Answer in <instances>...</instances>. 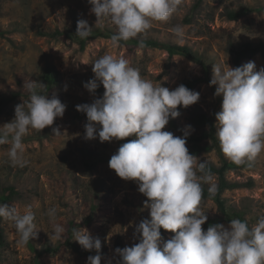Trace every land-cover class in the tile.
Instances as JSON below:
<instances>
[{
  "label": "rangeland",
  "instance_id": "374dc122",
  "mask_svg": "<svg viewBox=\"0 0 264 264\" xmlns=\"http://www.w3.org/2000/svg\"><path fill=\"white\" fill-rule=\"evenodd\" d=\"M197 1L184 0L168 21H153L152 27L138 36L150 41L146 46L131 48L120 41L117 47H112L111 37L101 36L90 39L85 49L80 50L76 39L67 35L80 19L104 33L117 32L116 26L108 20L103 21L102 28L95 27L97 17L90 12L92 5L88 0H0V101L20 92L6 106L0 104V126L11 122L15 107L29 99L28 82L37 80L46 84L43 70L48 65H54L61 73V83L48 96H57L67 106L64 116L56 118L53 125L41 132L30 130L23 137L24 158L28 161L25 167L13 166L7 154L9 145H0V184L2 187L12 185L19 192L5 204L14 205L21 214L29 208L34 212L37 235L30 242L43 253L40 264H87L90 255L67 245L61 246L54 255L44 253L48 246L55 247L69 238L79 244L74 240L75 234H68L72 217L77 224L75 230L86 228L93 237L101 239L104 252L101 264L109 261L116 264L117 239L122 240L123 247L138 243L134 239L135 225L151 218L150 208L145 206L148 198L138 191V184L120 178L109 167V160L120 145L135 136L103 143L98 137L86 139L87 118L76 116L78 104L100 98L84 87L85 82L95 78L92 68L96 59L105 54L123 57L139 70L142 78L172 90L180 84L189 88L190 81L204 76L206 69L212 77V64L235 67L229 52L231 44L264 41V9H253L236 20L225 16L228 9L264 6V0H202L200 7L195 8ZM175 26L184 30L183 44L177 43L172 32ZM171 44L189 46L203 61H193L180 54L170 57ZM249 61H255L257 71L264 67L260 54L245 60L244 64ZM99 87L105 90L102 83ZM190 89L199 92L200 99L187 108L178 106L177 124L183 128L192 125L195 129L191 120L194 113H206L210 117L206 129L210 132L207 141L212 149L197 156V166L204 160L219 168L213 174L217 185L215 198L202 199L199 207L208 219L227 218L222 223L225 227L231 219L241 220L242 213L250 228L254 227L264 216V152L251 167L231 162L221 151L215 135V114L221 110L222 96H215V89L205 81ZM56 127L61 135L53 132ZM164 130L181 136L180 131L171 126V120ZM92 158L99 162L90 169L84 162ZM237 181L252 184L239 188L227 186ZM53 207L57 210L55 222L65 227L62 238L55 240L50 239L53 222L48 216V210ZM202 228L207 230L204 225ZM0 230V264H37V252L29 246L30 242L18 243L19 236L10 221L1 218ZM161 233L163 241L175 234L163 228Z\"/></svg>",
  "mask_w": 264,
  "mask_h": 264
},
{
  "label": "clouds",
  "instance_id": "9594fccd",
  "mask_svg": "<svg viewBox=\"0 0 264 264\" xmlns=\"http://www.w3.org/2000/svg\"><path fill=\"white\" fill-rule=\"evenodd\" d=\"M184 0H88L90 12L97 17L95 27L102 28L108 20L116 26L112 47L145 34L153 21H168ZM93 27L87 20L77 21L76 35L90 36ZM177 43L183 44L184 30L172 29ZM210 85L214 95L222 96L221 110L216 116L215 135L223 154L236 165H251L264 152V67L257 71L255 61L238 67L212 64ZM95 78L84 87L95 96L103 84L102 98L78 104L86 113L85 138L100 142L135 139L120 145L109 160V167L124 179L135 181L138 191L146 196L150 219L135 225L134 239L138 243L114 251L116 264H264V216L254 227L246 221L231 219L225 227L216 223L205 231L208 220L199 205L202 183L209 184L215 194L217 185L206 161L190 154L187 137L194 131L186 125L183 136L164 130L170 118L180 115L178 106L187 108L200 99V93L180 84L175 89L154 85L142 78L138 69L123 57L105 54L93 62ZM98 81L100 83H98ZM46 84L32 80L27 83L30 97L15 107V117L0 126V145L8 144V157L13 166L25 167L23 137L30 130L41 132L62 118L66 104L57 96L44 94ZM67 91V85L64 88ZM61 135L59 127L53 128ZM201 175H197V173ZM57 210H48L52 221L51 240L61 239L65 227L55 222ZM0 218L10 221L19 236L18 243L27 244L37 235L35 214L29 208L21 214L14 205L0 204ZM161 228L175 233L163 241ZM84 250L96 251L87 264H101L102 243L88 229L75 230V239ZM108 264H112L109 261Z\"/></svg>",
  "mask_w": 264,
  "mask_h": 264
},
{
  "label": "trees",
  "instance_id": "16d2710c",
  "mask_svg": "<svg viewBox=\"0 0 264 264\" xmlns=\"http://www.w3.org/2000/svg\"><path fill=\"white\" fill-rule=\"evenodd\" d=\"M201 2H202V0H198L195 4V8L200 7ZM253 9L254 10H257V9L263 10L264 6H259V7H255V8L253 7L252 9L247 7V6H242L239 9H228L225 13V16H226V18H228L230 20H236V19H239L241 16H243L245 13L250 12ZM76 30H77V24H74L73 27L71 29H69V32L67 35L70 38H72L73 40L76 39V41L79 43L80 50L85 49V47H86V45L90 39L98 38L101 36L110 38L113 35L112 33H104L100 29L96 28V29H92V32H91L89 37L82 39L76 35ZM53 36L57 37V34L53 33ZM122 42H126L131 48H133V46H140V45L146 46L150 41L136 37V38L129 39L127 41L122 40ZM229 52L232 55L234 66L238 67V66L243 65L245 60L251 59V58H253L259 54L264 58V41H260V42L247 41V42H244L240 45L231 44L229 46ZM175 54L183 55V56H185V57H187L193 61H203L202 56L198 52L193 51L189 46H186V45L171 44L169 47V55H170V57H172ZM43 78H44L45 83H46L45 89L43 90L44 94H48L50 96L51 90L61 83V73L54 65H48L43 70ZM211 79H212V77L209 75L208 69H206L204 76H198V77L194 78L193 81H190L191 82L190 84H192V85L189 86V89L192 88L193 86H195L199 82L205 81V82H208L210 84ZM211 86L216 90L217 86H215V85H211ZM104 91L105 90L102 87H98V89L96 90V93L99 95L100 98H102ZM19 93L20 92L13 93L12 96H10L8 98L1 99L0 104L2 106H6L8 104V102L13 101L16 98V96L19 95ZM76 116L78 119L87 118L86 113H83L80 111H77ZM170 120H171V126L175 130L180 131L181 136H183V134H184L183 129L184 128L177 124L176 118H170ZM191 120H192V124L195 127V129L187 137L186 144H187V148L189 150V153L197 157V156H200L202 153L209 152L212 149V145L209 144L207 141V139L210 137V132L206 129V126L210 123V117L206 113H194L191 116ZM23 140H24V138H23ZM103 161H105V159ZM98 162H99L98 159L92 158V159H86L84 163L87 167H89L90 169H93L97 166ZM206 164H207L206 170H210L212 175L219 171V168L214 163L206 162ZM239 166L251 167V166H253V162L251 163L250 166L248 164L239 165ZM251 184H252V182H238L237 181V182H233V183H228L227 186L229 188H239V187H243V186H247V185H251ZM202 189H203L202 199L215 198V194L209 193V191H208L209 186L208 185L202 184ZM18 195H19V192L16 190V188L14 186L8 185V186L2 187V185L0 184V204L8 203L9 201L16 198ZM241 215L243 216V218H241V221H246L250 227V223L248 222V220H246L244 214L242 213ZM90 220L87 221V224L90 223ZM226 220H227V218L214 217V218L208 219L204 223V227L208 228L209 226L216 224V223L222 224ZM0 221H1V218H0ZM76 226H77V224L75 223V220L72 217L70 219L69 228H68V234L70 236L75 234V227ZM0 237H2L1 230H0ZM0 244H2V243H0ZM28 244L32 248L33 251L37 252V256H38L37 264H40V256L43 253H41L37 249H35V247L33 246V244L31 242ZM63 245H67L69 247L75 248L76 250H78L81 253H84L86 255H96L97 254L95 250H92V251L84 250L81 245L71 242L70 238L68 240H66V242L60 243L59 245H57L55 247L48 246L47 248H45L44 253L48 252V253H51L54 255L57 251H59V249ZM117 247L124 248L123 242L119 238L116 241V248ZM102 253H104V252L101 250L100 254H102Z\"/></svg>",
  "mask_w": 264,
  "mask_h": 264
}]
</instances>
